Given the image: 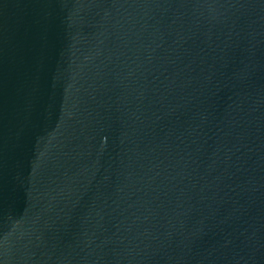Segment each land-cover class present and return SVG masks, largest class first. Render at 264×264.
<instances>
[{
    "label": "water",
    "instance_id": "1",
    "mask_svg": "<svg viewBox=\"0 0 264 264\" xmlns=\"http://www.w3.org/2000/svg\"><path fill=\"white\" fill-rule=\"evenodd\" d=\"M0 264H264V0H0Z\"/></svg>",
    "mask_w": 264,
    "mask_h": 264
}]
</instances>
